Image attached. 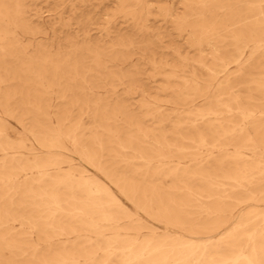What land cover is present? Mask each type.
<instances>
[{"label": "bare ground", "instance_id": "obj_1", "mask_svg": "<svg viewBox=\"0 0 264 264\" xmlns=\"http://www.w3.org/2000/svg\"><path fill=\"white\" fill-rule=\"evenodd\" d=\"M117 1L136 38L109 46L114 72L88 40L28 57L6 28L43 26L23 0H0V264H264V0L158 5L189 51L171 59L157 56L147 2ZM134 45L155 93L138 66L119 70Z\"/></svg>", "mask_w": 264, "mask_h": 264}, {"label": "rangeland", "instance_id": "obj_2", "mask_svg": "<svg viewBox=\"0 0 264 264\" xmlns=\"http://www.w3.org/2000/svg\"><path fill=\"white\" fill-rule=\"evenodd\" d=\"M147 6L151 9V15L148 17L147 25L153 32H158L164 36L162 43L156 46L157 56L167 59L173 57L171 50L178 49L182 54L189 52L184 44V41L176 36V33L169 21L163 22L157 16L158 5H169L175 15L182 12V6L178 0H144ZM23 16L25 18L33 19L35 16L43 26L42 33L37 36H31L24 33L19 28H14L9 25L6 30L15 36L18 40V48L23 50L29 56H34L36 50L48 53L49 57L56 58L57 56H65L70 51L71 44L81 45L85 41H90L92 44H97L99 49H104L106 58L104 64L108 66L110 71L118 72L117 62H114L112 57L113 49L109 46L113 44L118 36H132L136 31L130 20L123 17V12L120 13L117 0H23ZM157 17V18H156ZM136 38V36H132ZM71 41V42H69ZM1 44V42H0ZM1 47V45H0ZM141 45H134L131 52L137 53L132 55L131 61L121 66L122 72H132V65L138 66L141 69L140 85L148 90V93H155V90L161 85V78L152 77V69L145 60L138 61V53ZM192 55V54H190ZM0 57V61H1ZM5 63L9 67L18 66V60L15 54L11 58H7ZM83 65L86 68L91 67V60L85 58ZM2 89L3 86L1 85ZM126 86H116L115 90L118 94ZM51 105L56 104V99L51 96ZM134 106L139 105L138 94L134 95L132 100ZM54 121V116L50 115ZM8 124L19 129L17 123L12 119H7ZM72 163L78 165L81 169L88 173H96L89 166L82 163L77 156L70 154ZM94 176L102 182H106L98 173ZM106 184V183H105ZM108 184V183H107ZM113 194L121 204L134 215L133 207L122 197L116 190L110 186ZM140 219L147 225L156 228L155 231L161 232L163 226L157 222L150 220L143 213L137 212Z\"/></svg>", "mask_w": 264, "mask_h": 264}]
</instances>
